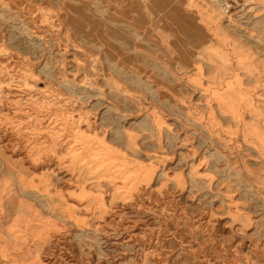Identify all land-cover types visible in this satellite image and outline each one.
Returning <instances> with one entry per match:
<instances>
[{"label":"rangeland","instance_id":"1","mask_svg":"<svg viewBox=\"0 0 264 264\" xmlns=\"http://www.w3.org/2000/svg\"><path fill=\"white\" fill-rule=\"evenodd\" d=\"M256 147L264 0H0V264H264Z\"/></svg>","mask_w":264,"mask_h":264},{"label":"crops","instance_id":"2","mask_svg":"<svg viewBox=\"0 0 264 264\" xmlns=\"http://www.w3.org/2000/svg\"><path fill=\"white\" fill-rule=\"evenodd\" d=\"M198 31L200 32V34L203 37V39H207L208 38V31L207 30H203V29L202 30H197L196 29V32H198ZM191 78H192L191 79L192 85L193 86H196V88H198V89H200L199 86H203V85L205 86L206 85V84H204L205 83L204 81H206V80L203 79V77H202V70H200V68L196 70V74H194ZM214 89H219V88L216 87V83H211V84L209 83V90L208 91H210L209 93L211 94V96H212V90H214ZM220 90H222V89H220ZM256 149L264 157V149L262 150V148L260 149L259 147H256Z\"/></svg>","mask_w":264,"mask_h":264}]
</instances>
